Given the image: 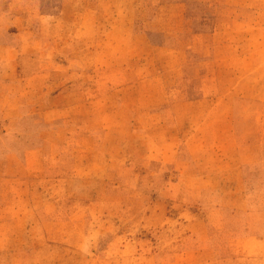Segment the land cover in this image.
Returning a JSON list of instances; mask_svg holds the SVG:
<instances>
[{"label": "rangeland", "instance_id": "obj_1", "mask_svg": "<svg viewBox=\"0 0 264 264\" xmlns=\"http://www.w3.org/2000/svg\"><path fill=\"white\" fill-rule=\"evenodd\" d=\"M0 264H264V0H0Z\"/></svg>", "mask_w": 264, "mask_h": 264}]
</instances>
